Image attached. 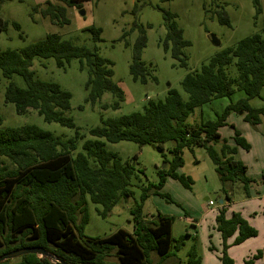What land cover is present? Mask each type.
Masks as SVG:
<instances>
[{"label":"trees","instance_id":"obj_1","mask_svg":"<svg viewBox=\"0 0 264 264\" xmlns=\"http://www.w3.org/2000/svg\"><path fill=\"white\" fill-rule=\"evenodd\" d=\"M75 1H47L40 12L52 23L65 24L68 22L65 5L71 6ZM254 3L256 12H260L258 0ZM163 13V49L169 50L180 66H186L181 48L188 41L182 38L174 15ZM218 20L229 22L224 12L218 13ZM7 24L0 17V30H5ZM12 24L19 29L16 22ZM132 28H138L139 35L133 44L129 73L133 80L145 82L150 68L140 55L146 37L136 22ZM89 30L94 42L101 40L99 27L92 26ZM34 57H51L59 68H64L73 58L78 59L80 69L87 71L85 101L93 103L103 92H109L114 98L110 106L117 108L124 98L122 89L112 80V62L99 55L96 47L76 44L49 32L44 38L20 49H0V75L10 78L17 74L25 83L24 87H19L10 81L4 90V101L13 103L17 113H25L31 108L46 122L74 126L72 119L63 115L69 108L70 93L56 82L35 77L30 69ZM230 64H234L236 76L227 74L226 67ZM181 86L188 95L186 100L170 89L163 99L149 100L142 111L101 119L100 126L89 129L94 138L84 140L83 152L76 154H73L75 139L62 140L36 125L0 128V255L22 247H41L68 264H162L184 246L189 234L178 238L172 236L173 217L158 213L148 220L142 213L141 204L131 210V232L117 228L103 237L82 233L83 224L88 220L87 200L101 205L102 209L97 212L105 217L117 200L132 195L133 166L128 161H121L115 152L106 150L104 141L149 144L158 151L163 150V143L172 141L170 159L166 161V167L158 171V184L151 185L155 190L149 191L150 184L143 187L141 202L150 193H157L167 176L190 188L192 179L177 169L183 165V149L192 147L205 150L228 203L227 183L239 181L244 194L250 196L252 180L246 175L247 167L236 158L238 149L248 150L250 144L238 130H234L230 137L232 143H229L219 128L227 124L229 110H242L244 120L254 125L260 122L261 116L264 117V106L254 108L248 102L264 87V30L216 52L199 70L188 72L182 78ZM235 89L242 90L245 97L228 104L215 120L186 122L194 108L215 98L230 97ZM79 137L76 132L75 138ZM158 194L166 196V193ZM225 212L226 207L221 205L215 216V228L223 244L219 260L221 264H234L227 248L255 236L257 230L239 212H232L230 217H226ZM230 237L233 240L227 243ZM152 253L158 256L156 262L151 260ZM261 255L263 249L253 258ZM59 261L27 253L0 261V264H61ZM185 263L201 264L196 242L187 249Z\"/></svg>","mask_w":264,"mask_h":264},{"label":"rangeland","instance_id":"obj_2","mask_svg":"<svg viewBox=\"0 0 264 264\" xmlns=\"http://www.w3.org/2000/svg\"><path fill=\"white\" fill-rule=\"evenodd\" d=\"M47 1L54 0H0V17L8 22L6 29L0 30V49H20L44 38L49 32L60 34L62 38L76 44L96 47L99 55L112 62V80L122 89L124 98L117 108L110 106L114 98L109 92H103L93 103L85 101L87 71L85 68L80 69L78 59L73 58L64 68H59L51 57H34L30 67L34 76L43 81L56 82L70 93L69 108L63 111V115L70 117L74 126L46 122L31 108L25 113H17L14 104L5 102L3 96L10 81L19 87L25 86L22 77L14 74L10 78L0 75V128L33 124L62 140L73 138V154L83 152V141L94 138L89 129L100 126L101 119L142 111L149 100L163 99L170 89L177 91L186 100L188 95L181 86V80L188 72L199 70L216 52L234 46L239 39L264 30V0H258L260 12H256L254 0H76L71 6L65 5V16L68 19L65 24L52 23L48 17L42 16L40 10ZM80 10L83 14H80ZM164 11L174 15L173 20L182 30V38L188 41L181 48V57L185 59L186 66H180L178 60L171 57L170 51L163 49ZM219 12L227 15L228 24L219 22ZM13 22L19 25V29L14 28ZM133 22L142 27L146 37L140 55V59L150 68L145 82L133 80L129 73L133 44L139 35L138 28L131 29ZM92 26L101 29L100 41L92 40L89 30ZM211 35L219 40V45L211 42ZM226 72L230 76L237 75L234 64L228 65ZM244 97L242 90L235 89L230 97L215 98L194 108L186 122L193 124L215 120L228 104ZM248 102L251 107H263L264 87L258 96L250 98ZM105 105L107 106L104 107ZM243 117L242 110H229L227 124L220 128L221 134L228 140L234 130H238L250 144L248 150L238 149L236 158L247 167L246 175L252 180L250 185L253 191L251 189L250 196H246L239 181L227 183L225 189L230 204H234L229 208L232 212H238L236 209L243 205L241 202L252 196L257 199L256 196L262 194L256 192V186L260 190L264 189V117L261 116L256 125L245 121ZM76 132L79 133V138H75ZM104 142L106 150L115 152L121 161H128L133 166L134 173L130 179L132 195L117 200L105 217L97 212L102 209L101 205L87 200L88 220L83 224L82 233L86 236L103 237L117 228L131 232V210L141 204L142 213L148 220L158 213L173 217L174 238L189 234L184 246L162 264H186V251L194 242L198 246L201 263L220 264L223 244L220 233L215 228V218H212L222 205L220 200L225 202V194L220 189L221 183L205 150L202 147L183 149V165L177 170L192 179L190 188L167 176L163 185L157 188V193H150L141 202L143 187L150 184L149 191L155 190L153 186L158 184V171L165 168L166 161L170 159L172 141L163 143L162 151L149 144L139 145L132 141ZM158 193H166V196ZM208 200L213 204L209 205ZM253 201L255 207L252 206L253 210L248 208L247 211L253 212L254 219L250 223L257 234L227 248L234 264H245L244 261L264 264L260 260L264 255V214L256 206L260 201L247 202ZM232 212H225V216L230 217ZM232 240L231 237L228 238L227 243ZM209 246L213 248L210 249ZM262 249L263 255L253 258ZM151 260H158L156 253H152Z\"/></svg>","mask_w":264,"mask_h":264},{"label":"crops","instance_id":"obj_3","mask_svg":"<svg viewBox=\"0 0 264 264\" xmlns=\"http://www.w3.org/2000/svg\"><path fill=\"white\" fill-rule=\"evenodd\" d=\"M222 128V127H221ZM219 132H220V128H219ZM220 134H221V132H220ZM222 135V134H221ZM223 136V135H222ZM224 137V136H223ZM229 141V143H232L231 142V139L230 140H228ZM239 149H241V148H239ZM263 182H264V179H263ZM256 188L257 189H255L256 190V192L257 193H262V194H260L259 196H256L257 197V199H255L254 198V196H252V197H250V198H248V200H245V201H243V202H241V204H243V205H241V206H239V208H237L236 210L244 217V218H246L247 219V221H249L248 223L251 225V223H250V221H251V219H254V218H252V213L253 212H251V213H249V211H247V209L248 208H252V210H253V207H255V202L253 201V202H247V201H251V200H257V201H260V204H258V205H256L259 209H261V211H262V209L264 208V199H263V197H264V189L263 190H260L259 189V187L258 186H256ZM251 189H252V185L250 186V191H251ZM252 191H253V189H252ZM226 197V196H225ZM260 199V200H259ZM222 202V205L223 206H225L226 207V214H228V212H232V211H230L229 210V208L230 207H232L234 204H230V203H228L227 202V200H225V202H223V200H221ZM247 206H250V207H247ZM253 206V207H252ZM227 216H230V215H227ZM214 218H215V215L213 214V220H214ZM263 219H264V215H263ZM263 223H264V221H263ZM234 237V236H233ZM233 237H231L232 239H233ZM219 238V237H218ZM257 247H259V246H257ZM229 251H230V249H229ZM260 260H262V262L264 263V255L262 256V258H260ZM234 263H235V261H234ZM201 264H204V263H201ZM221 264V263H220Z\"/></svg>","mask_w":264,"mask_h":264},{"label":"water","instance_id":"obj_4","mask_svg":"<svg viewBox=\"0 0 264 264\" xmlns=\"http://www.w3.org/2000/svg\"><path fill=\"white\" fill-rule=\"evenodd\" d=\"M80 14H83L82 10H80ZM210 40H211V42L213 44L219 45V40L216 39L213 35L210 36ZM220 202H222V201L220 200ZM27 253H35V254H38L41 257L46 256L48 258L56 259L57 261H59L56 257L51 255L50 253H48L47 251H45L41 247H22V248L13 249V250H11L9 252L1 254L0 255V261H3L5 259L14 258V257L20 256L22 254H27ZM59 262L61 264H68V263H65L63 261H59Z\"/></svg>","mask_w":264,"mask_h":264},{"label":"built area","instance_id":"obj_5","mask_svg":"<svg viewBox=\"0 0 264 264\" xmlns=\"http://www.w3.org/2000/svg\"><path fill=\"white\" fill-rule=\"evenodd\" d=\"M208 204H209V205H212L213 202H212L211 200H208Z\"/></svg>","mask_w":264,"mask_h":264}]
</instances>
